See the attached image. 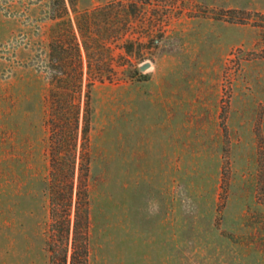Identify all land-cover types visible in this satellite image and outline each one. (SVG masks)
Returning a JSON list of instances; mask_svg holds the SVG:
<instances>
[{"label": "rangeland", "instance_id": "rangeland-1", "mask_svg": "<svg viewBox=\"0 0 264 264\" xmlns=\"http://www.w3.org/2000/svg\"><path fill=\"white\" fill-rule=\"evenodd\" d=\"M65 3L0 0V264H49L50 78L103 7L84 30L110 79L89 89L88 264H264V0Z\"/></svg>", "mask_w": 264, "mask_h": 264}, {"label": "trees", "instance_id": "trees-1", "mask_svg": "<svg viewBox=\"0 0 264 264\" xmlns=\"http://www.w3.org/2000/svg\"><path fill=\"white\" fill-rule=\"evenodd\" d=\"M67 2L71 6L70 8L76 12L72 0H67ZM61 3L66 11L65 0H61ZM104 8L106 7L77 15L75 23L78 39L73 35L70 43L74 51V73L61 77L57 75V72L50 78L45 119L48 129L50 167L47 179L50 207V236L47 241L49 264H88L89 155L87 145L91 114L89 89L93 85V80L102 82L107 78L101 76L92 79L91 77V63L89 61L91 43L89 42L90 37L84 34V30L90 29L94 17ZM229 13L235 14L237 12L230 10ZM240 14L245 15L244 12H240ZM57 18L62 20L61 15L53 19ZM228 20L231 23L243 24L248 19L246 17H238L237 19L230 17ZM67 22L71 23L69 19ZM133 44L126 42L123 46L125 52H130V47ZM49 48H51L52 67L59 69L62 54L60 50H63L62 42L59 38H55L49 44ZM52 53L56 56L54 57ZM83 55L86 59L85 87L88 92L85 95L82 118H80V94L84 82ZM132 74L136 77L140 76L137 67L132 69ZM79 135L81 149L78 152ZM69 252L70 255L68 256Z\"/></svg>", "mask_w": 264, "mask_h": 264}, {"label": "water", "instance_id": "water-1", "mask_svg": "<svg viewBox=\"0 0 264 264\" xmlns=\"http://www.w3.org/2000/svg\"><path fill=\"white\" fill-rule=\"evenodd\" d=\"M150 68V63H143L142 65L139 66V70L141 72L145 71L146 69Z\"/></svg>", "mask_w": 264, "mask_h": 264}]
</instances>
